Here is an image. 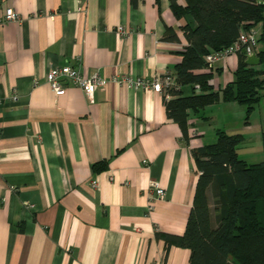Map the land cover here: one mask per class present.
<instances>
[{"label":"crops","instance_id":"1","mask_svg":"<svg viewBox=\"0 0 264 264\" xmlns=\"http://www.w3.org/2000/svg\"><path fill=\"white\" fill-rule=\"evenodd\" d=\"M5 6L19 20L0 22V264H187L188 249L157 232L183 231L198 175L191 150L223 128L243 135L239 157L260 160L264 84L251 110L259 120L218 99L188 115L196 134L185 138L158 91L108 79L89 100L63 77L55 95L44 73L61 64L105 78L174 73L191 15L176 16L169 0H0V17ZM253 27L256 53L264 17ZM236 62L226 53L194 71H211L220 88ZM249 65L264 76V61ZM149 180L162 195L151 196Z\"/></svg>","mask_w":264,"mask_h":264},{"label":"trees","instance_id":"2","mask_svg":"<svg viewBox=\"0 0 264 264\" xmlns=\"http://www.w3.org/2000/svg\"><path fill=\"white\" fill-rule=\"evenodd\" d=\"M169 5L176 16L189 14L196 23L183 25L187 43L173 66L175 85L167 89L168 96L161 94L167 116L185 138L188 115L218 99L244 105L246 120L263 88L262 69L245 63L238 49L233 78L220 88L209 83L211 71L194 70L206 65L205 54L231 44L239 28L261 21L263 5L256 0H184L183 5L169 0ZM167 34L165 38L172 37ZM259 38L263 39L262 33ZM256 55L264 61V45ZM183 84H190L189 93L182 92ZM242 139L238 131L215 128L212 141L191 150L198 175L183 231L157 232L168 244L188 249L187 264H264V129L258 161L238 156ZM105 167V159L91 163L92 172Z\"/></svg>","mask_w":264,"mask_h":264},{"label":"built area","instance_id":"3","mask_svg":"<svg viewBox=\"0 0 264 264\" xmlns=\"http://www.w3.org/2000/svg\"><path fill=\"white\" fill-rule=\"evenodd\" d=\"M9 20H19V14L11 6H5L0 22ZM255 31L254 27H249L248 29L239 28L237 36L231 44L222 50L208 52L203 57L204 61L206 64H210L226 53H236L240 48L244 49L245 54L255 52ZM63 77L77 85L89 100L92 99L93 91L102 87L108 79L128 87L150 88L161 94L163 93L165 96H168L167 89L175 85L174 75L170 70L155 71L149 76L120 72L105 78L97 71L81 74L75 66L61 64L50 65L44 73V79L48 82L53 94L58 95L64 91L65 84L61 81ZM187 134L192 138L196 134V129L193 127L188 128ZM90 183L94 185L95 181L91 180ZM148 189L151 196L163 194V188L157 180H149Z\"/></svg>","mask_w":264,"mask_h":264},{"label":"water","instance_id":"4","mask_svg":"<svg viewBox=\"0 0 264 264\" xmlns=\"http://www.w3.org/2000/svg\"><path fill=\"white\" fill-rule=\"evenodd\" d=\"M240 51L244 54V61L247 64H255L258 61V56L255 52H251L249 54L244 53V49L240 48Z\"/></svg>","mask_w":264,"mask_h":264},{"label":"rangeland","instance_id":"5","mask_svg":"<svg viewBox=\"0 0 264 264\" xmlns=\"http://www.w3.org/2000/svg\"><path fill=\"white\" fill-rule=\"evenodd\" d=\"M250 118H253V120H259L258 118H259V114H258V111L256 110V111H253V112H251V114H250ZM251 146L252 144H248V146ZM242 151V149H241V147H238L237 148V152H238V155H241V152Z\"/></svg>","mask_w":264,"mask_h":264}]
</instances>
